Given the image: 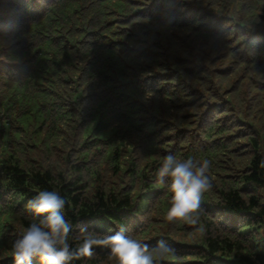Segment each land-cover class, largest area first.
<instances>
[{"label":"trees","instance_id":"16d2710c","mask_svg":"<svg viewBox=\"0 0 264 264\" xmlns=\"http://www.w3.org/2000/svg\"><path fill=\"white\" fill-rule=\"evenodd\" d=\"M169 154L209 161L194 224L165 219ZM53 189L74 248L126 226L175 264H264V0H0V264Z\"/></svg>","mask_w":264,"mask_h":264},{"label":"clouds","instance_id":"9594fccd","mask_svg":"<svg viewBox=\"0 0 264 264\" xmlns=\"http://www.w3.org/2000/svg\"><path fill=\"white\" fill-rule=\"evenodd\" d=\"M208 170V160L177 159L172 154L163 158L156 177L171 194L165 215L168 222H197L202 194L210 188ZM66 202L56 189L40 190L27 201L29 220L12 245L13 264H73L85 255L90 257L95 243L109 245L116 264H175V249L167 240L159 239L154 245L144 243L129 235L126 226L104 241L85 239L78 247H72L69 234L73 225L64 215ZM82 230L87 232V227Z\"/></svg>","mask_w":264,"mask_h":264}]
</instances>
